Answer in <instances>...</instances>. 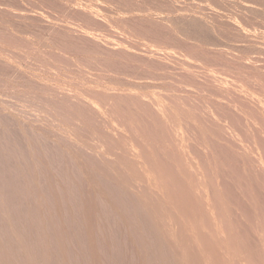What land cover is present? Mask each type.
I'll return each instance as SVG.
<instances>
[{
    "label": "rangeland",
    "instance_id": "374dc122",
    "mask_svg": "<svg viewBox=\"0 0 264 264\" xmlns=\"http://www.w3.org/2000/svg\"><path fill=\"white\" fill-rule=\"evenodd\" d=\"M0 231V264H264V0H0Z\"/></svg>",
    "mask_w": 264,
    "mask_h": 264
},
{
    "label": "bare ground",
    "instance_id": "6f19581e",
    "mask_svg": "<svg viewBox=\"0 0 264 264\" xmlns=\"http://www.w3.org/2000/svg\"><path fill=\"white\" fill-rule=\"evenodd\" d=\"M58 88V87H57ZM82 98V97H81ZM144 103V102H143ZM93 111V110H92ZM32 115V114H31ZM32 142V141H31ZM137 154H138V152H137ZM43 161V160H42ZM258 174V173H257ZM220 177V176H219ZM216 179V178H215ZM260 179V178H259ZM38 182V181H37ZM151 182H153V181H151ZM213 182V181H212ZM44 191V190H43ZM16 192V191H15ZM221 193H222V191H221ZM44 194V193H43ZM199 194V193H198ZM215 197V196H214ZM205 199V198H204ZM207 200V199H206ZM206 203V202H205ZM43 204V203H42ZM125 204V203H124ZM206 205V204H205ZM211 205V204H210ZM44 206V205H43ZM14 207V206H13ZM16 207V206H15ZM211 207V206H210ZM73 209V208H72ZM209 209V208H208ZM174 210V209H173ZM209 210H211V209H209ZM175 211V210H174ZM128 213V212H127ZM209 213H211L210 211H209ZM211 216H213L212 214H210ZM170 220V219H169ZM217 220V219H216ZM218 229H219V227H218ZM169 230V229H168ZM70 231V230H69ZM218 231V230H217ZM1 232V231H0ZM221 230L219 231V234L220 235H222L221 233ZM174 236V235H173ZM223 236H225V235H223ZM226 238V237H225ZM173 240V239H172ZM59 244V243H58ZM113 245V244H112ZM84 248V247H83ZM241 248V247H240ZM245 248V247H244ZM262 248H264V246L262 247ZM38 250V249H37ZM55 252V251H54ZM256 252V251H255ZM38 253V252H37ZM151 253V252H150ZM248 254V253H247ZM58 255V254H57ZM229 256V255H228ZM257 256V255H256ZM38 257V256H37ZM225 257H227V256H225ZM234 257V256H233ZM58 258V257H57ZM227 260V259H226ZM233 260H234V258H233ZM20 263V262H19ZM31 263V262H30ZM226 263V262H225ZM232 263V262H231ZM238 263V262H237ZM242 263V262H241ZM59 264V263H58Z\"/></svg>",
    "mask_w": 264,
    "mask_h": 264
}]
</instances>
